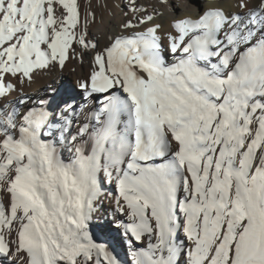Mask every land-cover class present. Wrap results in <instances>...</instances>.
Returning <instances> with one entry per match:
<instances>
[{
  "label": "snow or ice",
  "instance_id": "6c2138e0",
  "mask_svg": "<svg viewBox=\"0 0 264 264\" xmlns=\"http://www.w3.org/2000/svg\"><path fill=\"white\" fill-rule=\"evenodd\" d=\"M204 4L0 0V264H264V0Z\"/></svg>",
  "mask_w": 264,
  "mask_h": 264
},
{
  "label": "bare ground",
  "instance_id": "6f19581e",
  "mask_svg": "<svg viewBox=\"0 0 264 264\" xmlns=\"http://www.w3.org/2000/svg\"><path fill=\"white\" fill-rule=\"evenodd\" d=\"M137 2L140 5L149 6V10H151L150 6H156L157 4V0H137ZM196 2L200 3L201 7L206 6L204 4V0H196ZM80 3L82 5V11L90 4L91 10L95 12L97 23L91 30L97 36H102L106 30H116L118 24L124 18V12L128 11L126 6L128 4V0H80ZM174 3L179 5V14H183V9L188 3V0H174ZM231 4L232 0H224V7L228 8ZM190 10L195 11L194 5ZM167 15L168 13L166 12V16ZM71 67L72 66L70 65L64 73V77L66 79L74 78L71 74ZM77 73H79V69H77ZM54 75L55 74L52 76H38L32 86L30 88H26V91L33 96L43 95L44 90L52 82ZM104 207H108L107 202H105Z\"/></svg>",
  "mask_w": 264,
  "mask_h": 264
}]
</instances>
